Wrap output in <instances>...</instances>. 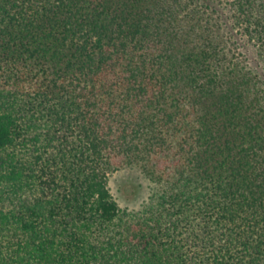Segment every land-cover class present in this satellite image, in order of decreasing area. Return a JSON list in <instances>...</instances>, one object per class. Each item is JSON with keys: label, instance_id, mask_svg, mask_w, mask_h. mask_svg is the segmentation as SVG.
Returning <instances> with one entry per match:
<instances>
[{"label": "trees", "instance_id": "trees-1", "mask_svg": "<svg viewBox=\"0 0 264 264\" xmlns=\"http://www.w3.org/2000/svg\"><path fill=\"white\" fill-rule=\"evenodd\" d=\"M0 264H264V0H0Z\"/></svg>", "mask_w": 264, "mask_h": 264}, {"label": "rangeland", "instance_id": "rangeland-1", "mask_svg": "<svg viewBox=\"0 0 264 264\" xmlns=\"http://www.w3.org/2000/svg\"><path fill=\"white\" fill-rule=\"evenodd\" d=\"M253 63V52H245ZM106 187L119 208L135 210L146 200L154 185L134 166H124L108 173Z\"/></svg>", "mask_w": 264, "mask_h": 264}]
</instances>
